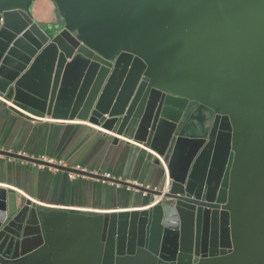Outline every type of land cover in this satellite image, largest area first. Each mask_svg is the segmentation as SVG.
I'll return each instance as SVG.
<instances>
[{
    "label": "water",
    "instance_id": "1",
    "mask_svg": "<svg viewBox=\"0 0 264 264\" xmlns=\"http://www.w3.org/2000/svg\"><path fill=\"white\" fill-rule=\"evenodd\" d=\"M33 1L0 0V104L127 137L167 180L0 149L148 195L145 209L95 214L0 187V264H264V0H51L49 32ZM188 104L209 117L188 118Z\"/></svg>",
    "mask_w": 264,
    "mask_h": 264
},
{
    "label": "crops",
    "instance_id": "2",
    "mask_svg": "<svg viewBox=\"0 0 264 264\" xmlns=\"http://www.w3.org/2000/svg\"><path fill=\"white\" fill-rule=\"evenodd\" d=\"M31 17L49 32L60 23L51 0H34ZM114 133L82 120L26 119L0 104V149L61 160L87 171L147 187L167 180L166 169L155 163L151 150L129 138L113 141ZM0 155V187L14 190L37 205L90 213L145 209L148 195L110 181L87 177ZM166 188V185L164 189Z\"/></svg>",
    "mask_w": 264,
    "mask_h": 264
},
{
    "label": "flooded vegetation",
    "instance_id": "3",
    "mask_svg": "<svg viewBox=\"0 0 264 264\" xmlns=\"http://www.w3.org/2000/svg\"><path fill=\"white\" fill-rule=\"evenodd\" d=\"M185 114L188 118L196 119L198 120V122H203L209 117V113L206 110L197 107V105H191V104L187 105ZM196 133L198 136H204L208 134L205 131H197ZM229 164H230V155H226L222 163L223 175L229 172L228 171Z\"/></svg>",
    "mask_w": 264,
    "mask_h": 264
},
{
    "label": "built area",
    "instance_id": "4",
    "mask_svg": "<svg viewBox=\"0 0 264 264\" xmlns=\"http://www.w3.org/2000/svg\"><path fill=\"white\" fill-rule=\"evenodd\" d=\"M0 100L1 101H4L2 98H0ZM6 103H8V102H6ZM100 130H102V131H104V132H107V133H110L111 134V132H109V131H106V130H104V129H102V128H100ZM119 139H125V138H127V137H124V136H117ZM129 140H131V139H129ZM131 141H133V140H131ZM134 142V141H133ZM136 143V142H135ZM154 155H156L155 153H153ZM157 156V155H156ZM158 157V156H157ZM42 159V158H41ZM160 159V158H159ZM44 160H47V161H49V162H51V163H56V164H60V165H64V163L61 161V160H54V159H44ZM161 160V159H160ZM73 168H75V169H77V170H86L85 169V167H82V166H80V165H75V166H72ZM94 172V171H93ZM74 173L73 172H69V177H74ZM103 175H105V176H107V177H109L110 175L109 174H103ZM111 177V176H110Z\"/></svg>",
    "mask_w": 264,
    "mask_h": 264
}]
</instances>
